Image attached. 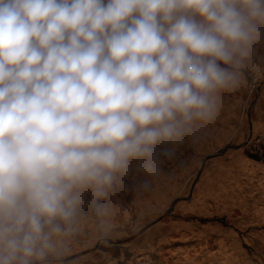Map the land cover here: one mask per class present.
Instances as JSON below:
<instances>
[{"label": "clouds", "instance_id": "1", "mask_svg": "<svg viewBox=\"0 0 264 264\" xmlns=\"http://www.w3.org/2000/svg\"><path fill=\"white\" fill-rule=\"evenodd\" d=\"M262 44L264 0H0V264L65 254L85 209L107 231Z\"/></svg>", "mask_w": 264, "mask_h": 264}, {"label": "rangeland", "instance_id": "2", "mask_svg": "<svg viewBox=\"0 0 264 264\" xmlns=\"http://www.w3.org/2000/svg\"><path fill=\"white\" fill-rule=\"evenodd\" d=\"M160 168L156 177L133 169L123 178L107 231L85 209L68 251L45 264H264V44L240 86L222 95L215 120ZM145 179L150 189L137 191Z\"/></svg>", "mask_w": 264, "mask_h": 264}, {"label": "trees", "instance_id": "3", "mask_svg": "<svg viewBox=\"0 0 264 264\" xmlns=\"http://www.w3.org/2000/svg\"><path fill=\"white\" fill-rule=\"evenodd\" d=\"M248 159L254 160V161H260V158L257 155H252V154L248 155Z\"/></svg>", "mask_w": 264, "mask_h": 264}]
</instances>
